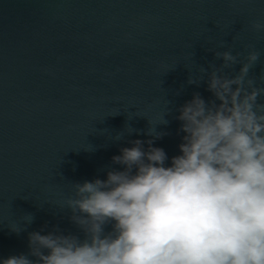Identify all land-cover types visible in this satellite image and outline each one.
Listing matches in <instances>:
<instances>
[{
	"label": "water",
	"instance_id": "1",
	"mask_svg": "<svg viewBox=\"0 0 264 264\" xmlns=\"http://www.w3.org/2000/svg\"><path fill=\"white\" fill-rule=\"evenodd\" d=\"M251 52L245 87L264 90V0H0V258L27 254L32 231L77 233L74 184L148 130L178 155V109Z\"/></svg>",
	"mask_w": 264,
	"mask_h": 264
},
{
	"label": "clouds",
	"instance_id": "2",
	"mask_svg": "<svg viewBox=\"0 0 264 264\" xmlns=\"http://www.w3.org/2000/svg\"><path fill=\"white\" fill-rule=\"evenodd\" d=\"M257 59L249 53L234 77L214 71L213 99L194 93L178 109V155L154 146L164 133L130 141L104 178L74 184L64 203L77 233L32 231L28 253L0 264H264V90L245 87Z\"/></svg>",
	"mask_w": 264,
	"mask_h": 264
}]
</instances>
